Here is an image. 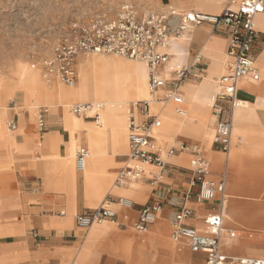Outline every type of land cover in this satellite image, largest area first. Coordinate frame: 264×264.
<instances>
[{"label":"crops","instance_id":"0c3cea01","mask_svg":"<svg viewBox=\"0 0 264 264\" xmlns=\"http://www.w3.org/2000/svg\"><path fill=\"white\" fill-rule=\"evenodd\" d=\"M110 1L112 12L117 6L121 8L124 3H130L144 11L178 9L212 14L220 13L229 2ZM256 24L264 35V11L256 15ZM228 45V30H215L209 22L186 31L183 39L172 40L168 48L170 62L158 68L168 82L159 90V97L170 89L169 65L191 64L199 53L205 74L201 79L190 78L182 83L179 102L170 101L165 105L153 102L151 105V112L162 122L156 135L153 134L161 149L175 146L177 140L197 144L210 162L209 178L218 179L226 173L227 198L222 206L220 196L203 202H197L193 195L188 197L189 191L198 190V186L190 183L191 154L188 151L167 156L168 164L157 182L152 177L160 171L159 167L148 165L139 180L124 186L115 185L117 172L128 159L129 126L125 133L126 150L120 146L118 130L107 127L103 132L98 148L103 158L96 159V171L101 175H97L94 183L89 184L85 170L76 169V159L74 177L62 176V156L70 152L71 144L70 132L63 122L65 108L61 102H55L52 107L39 105L33 98L27 102V91L16 90L14 97L5 106H0V264H199L204 260L203 253H193L187 241H175L171 237L174 216L182 203L193 209L187 224L199 232H206L208 215H223L220 249L224 254L264 258V44L258 43L260 49L256 57L260 78L254 80L248 75L239 80L236 97L243 104L233 110V129L236 127L237 131L234 136L232 134L230 151L223 152L213 146L217 124L214 102L219 91L218 79L228 71ZM86 56L80 53L76 57V73ZM259 63H263L262 67ZM41 76L43 78V69ZM148 81L147 66V84ZM77 83L78 73L75 87L62 83L53 86L68 87L74 99L71 104L82 103ZM151 97L149 91L147 99ZM140 100L144 99L136 101ZM133 102L127 109L128 121ZM92 104L98 106L101 114L103 106L97 102ZM43 108H47L46 124L40 129L39 114ZM167 108L179 115L167 113V120L175 121L182 130L169 132L162 129ZM68 110L72 113L70 108ZM75 116H83L79 117L83 129L77 146L88 149L87 131L92 128L94 134L99 133L98 122L92 112ZM138 119L141 116L138 115ZM10 120L17 123L15 130L8 128ZM175 136L180 138L172 143ZM118 196L127 197L134 204H121L117 201ZM103 203L115 210L113 219L95 222L88 229L77 225L80 213ZM146 203H160L161 209L148 229L141 232L135 228V223Z\"/></svg>","mask_w":264,"mask_h":264},{"label":"built area","instance_id":"2783aa9c","mask_svg":"<svg viewBox=\"0 0 264 264\" xmlns=\"http://www.w3.org/2000/svg\"><path fill=\"white\" fill-rule=\"evenodd\" d=\"M263 11L264 0H229L218 14L176 9L145 12L134 4L124 3L115 16L97 14L87 21H72L63 37L53 46L50 55L43 60V73L50 81L58 79L72 87L77 80L74 63L80 53H104L145 61L149 68L148 84L152 97L131 104L128 159L118 170L115 185L124 186L139 180L147 171L148 165L159 167L160 171L154 173L152 177V180L157 182L163 177L168 164L166 157L178 151H188L191 154L190 183L191 186H198L197 191H189L188 197L193 195L197 202H203L220 196L222 206L227 198V175L222 173L218 179L209 178L210 162L201 146L177 140L175 146L161 149L153 139L154 129L159 128L162 122L151 112L152 103L159 102L165 105L169 101L179 102L182 83L190 78H203L205 66L202 56L198 53L193 63L179 65L169 71L170 89L162 97L158 95L159 90L168 82L160 75L158 68L170 62L168 48L172 40L183 39L184 33L196 25L209 22L215 30L221 28L228 30V71L218 79L219 91L214 102L217 124L213 146L223 152L230 151L233 110L243 104L236 97L239 80L246 75L254 80L260 78L256 57L260 49L258 43L264 44V35L258 31L255 17ZM70 110L75 115L92 112L95 122H99L98 106L90 102L75 103ZM46 112L47 108H43L39 114L40 129L45 127ZM138 115L141 116L140 120ZM8 128L15 130L17 123L10 120ZM88 157V149L80 146L75 157L78 170L82 171L85 168ZM117 201L124 205L134 204L131 199L124 196H118ZM160 209V203L143 205L135 228L141 232L146 231ZM193 213L190 206L181 204L174 216L171 237L175 241H187L193 253H203L204 260L199 264H264L263 257L228 255L221 251L220 238L223 231L221 213H213L205 218L206 232H199L187 224ZM115 216L116 212L112 206L103 203L80 213L76 222L79 227L88 229L95 222L113 219ZM34 236L37 237L38 233L35 232Z\"/></svg>","mask_w":264,"mask_h":264},{"label":"bare ground","instance_id":"6f19581e","mask_svg":"<svg viewBox=\"0 0 264 264\" xmlns=\"http://www.w3.org/2000/svg\"><path fill=\"white\" fill-rule=\"evenodd\" d=\"M86 57V61L79 65V71H77L78 83L76 89L79 100L82 103L97 102L103 106L98 122L99 133L94 134L92 128L87 131L89 132V158L87 160V166H85L86 169L84 168L82 171L85 170L84 173L89 184H91L96 181L97 175H101L100 172L96 171V159L103 158L98 151L102 143L103 132H105L107 127L118 130L120 146L122 150H126L125 133L127 126H129L128 106L132 101L136 102L138 99H147L150 89H148L149 84H147V66L145 61L130 59L128 57H126L128 59H125L122 58L124 56L120 57V55L106 56L104 53H96L95 55H88ZM177 66L179 65H169L167 67L171 70ZM43 78L39 69L19 68L16 71L15 84H9L7 81L0 82V106H5L14 97L15 91L18 89L27 91V102L33 98L39 105L45 104L50 107L55 106V102H61L63 108H65L63 116L64 127L71 135L70 152L62 156V164L64 166L62 167L61 174L64 177L66 175V178H72L75 172L73 153L75 152L79 139L78 133H81L83 129L81 126L82 121L68 110L75 104H71L74 100L71 96L72 90L61 84L53 86L56 83H64L58 79L50 81L44 76V73ZM70 88H73V86ZM184 104H186V100ZM104 107L106 110H104ZM167 113L179 116L167 108L164 111L162 129L169 132L182 130L175 121L167 120ZM158 129H154L155 135Z\"/></svg>","mask_w":264,"mask_h":264},{"label":"rangeland","instance_id":"374dc122","mask_svg":"<svg viewBox=\"0 0 264 264\" xmlns=\"http://www.w3.org/2000/svg\"><path fill=\"white\" fill-rule=\"evenodd\" d=\"M112 7L110 0H0V82L15 84L16 71L21 67L39 69L41 72L43 60L50 55L72 21H87L97 14L115 16L120 6L113 12ZM81 54L88 56L96 53ZM259 66L262 67L261 63ZM234 131H237L236 127L233 136ZM177 138L180 136L173 137L172 143ZM79 147L76 144L74 164Z\"/></svg>","mask_w":264,"mask_h":264}]
</instances>
